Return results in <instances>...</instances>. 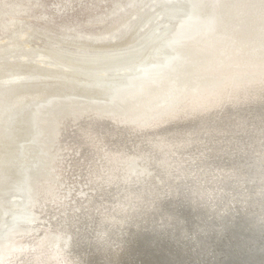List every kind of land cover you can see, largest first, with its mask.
<instances>
[{"label":"bare ground","instance_id":"6f19581e","mask_svg":"<svg viewBox=\"0 0 264 264\" xmlns=\"http://www.w3.org/2000/svg\"><path fill=\"white\" fill-rule=\"evenodd\" d=\"M191 3L194 17L175 35L177 60L165 52L161 68L150 65L145 76L100 69L160 49L167 27L136 50L128 41L120 50L105 44L73 60L93 71L63 65L59 48L33 52L34 35L21 31L10 86L22 76L69 85L121 75L135 86L112 108L82 94L36 102H53L39 114L47 170L35 175L29 202L13 204L32 212L2 239L0 264H136L142 255L146 264H264V0ZM170 8L181 7L162 13ZM147 95L150 103L130 111L139 118L131 124L123 102ZM11 139L0 141L2 167ZM132 164L141 169L133 173Z\"/></svg>","mask_w":264,"mask_h":264},{"label":"rangeland","instance_id":"374dc122","mask_svg":"<svg viewBox=\"0 0 264 264\" xmlns=\"http://www.w3.org/2000/svg\"><path fill=\"white\" fill-rule=\"evenodd\" d=\"M131 1L137 0H0V45L3 48L2 52L8 51L13 54L11 56L0 55V70L3 71V66L10 65L8 70L0 75V91L11 87L5 82L6 78L10 75L13 68H17L16 61L21 60L22 49L20 48L22 47V40L19 38L21 31H26L28 36L34 35L30 41L35 47L33 52L39 53L43 51L48 54L50 48H59V51L64 53L63 65H75L81 71H93L91 68L79 65L73 60H76L82 52H103L104 49L100 46L105 44L112 46V49L120 50L124 48L121 43L128 41L127 46L132 47V51L136 50L139 46L135 44L140 43L147 33L152 30L158 33L167 27V20L161 19L162 9L165 8L167 3L161 4L159 7H153L152 1L144 0L141 3L143 1L141 0L136 2L133 7L130 6L131 8L126 7ZM191 6L194 10L192 3ZM119 8H121L122 13L111 17V14L115 13ZM137 14H140L138 20L135 17ZM193 14H195V10L191 17L183 16L182 20L184 22L178 27L182 26V24L185 25L186 21L194 17ZM118 34L119 38H121L119 41L118 37H116ZM9 40L15 41L13 48L8 44ZM137 54L138 51L133 53V56L135 57ZM131 62L132 60L130 59V61L121 64L135 65L139 61L136 60L134 64H129ZM121 64L107 65L100 70L105 72L106 67ZM132 71L128 72L132 74ZM61 74L62 72H59V75ZM75 79L80 82L79 78ZM81 81L84 82V80ZM155 91L159 93L160 89L158 86L155 87ZM152 97L147 95L134 101L123 102L124 107L122 105L120 109L123 110V114L127 113V119H132L130 120L132 121L131 124H136L139 118L133 113L130 114V111H133L134 107H138L135 110H139V106L143 104V107H145V104L150 103ZM11 98L13 97L8 98V100ZM16 98H18L17 100L22 99L20 93ZM0 100L2 101V98ZM1 101L0 141L12 138L10 125L14 124L4 111L9 105L8 102L3 103ZM94 102L91 100L89 104ZM13 103L16 105V102ZM35 105L36 102L33 106ZM114 105L120 106V103L117 101L116 103L112 104L110 102L108 104L110 108ZM3 111L6 116L3 115ZM140 169V167L137 168L132 164L133 173H137ZM16 186L17 181L11 177V174L4 167L0 166V254L3 248L6 247V243L2 239L8 233L19 230L16 220L19 222L21 219L17 216L23 213L20 209L14 208L13 204L16 202L22 204L29 202L25 189H21V193ZM15 188L17 190H14ZM10 210L12 213L8 215L7 212ZM68 239L67 244L70 243V238L68 237ZM55 242L57 243V240ZM18 244L14 245V247H17ZM56 246L59 248L58 245Z\"/></svg>","mask_w":264,"mask_h":264},{"label":"water","instance_id":"95a60500","mask_svg":"<svg viewBox=\"0 0 264 264\" xmlns=\"http://www.w3.org/2000/svg\"><path fill=\"white\" fill-rule=\"evenodd\" d=\"M140 1L141 0L131 1L128 3V5H126V7H133L136 2ZM148 1L153 2V7H159V5L166 3L167 7L168 5H180L181 7L177 9L170 8L161 15L162 20L167 19L169 22L165 33L162 35V37H160V42H162L161 48L159 49L157 46H154L153 48L149 49V51L142 53L141 56L145 55L144 58L139 62L135 63V65L121 64L115 66H108L106 67L105 72L113 73L117 72L118 70H122L123 72L134 70L137 72L142 71V75L145 76L148 70H150L147 68L148 66L156 64L152 67V69H156V67L161 68V65L158 66V64L164 58L163 56L165 52H169L173 55L175 54L174 60H177L178 56H176L177 47L175 35L177 33L179 24L182 22V19L186 16H192V13L194 11L191 6L192 0ZM143 2L144 0L141 3ZM130 3L132 4L130 5ZM119 13H122L121 8L117 9L115 13L111 14V17H113L115 14L118 15ZM135 17L136 20H138L140 14H137ZM116 37H118V41L119 39H121L119 38V34ZM134 62H131L129 64H134ZM168 64L171 65V62ZM165 67L168 68L170 66L166 65ZM144 69H146V72H144ZM22 78L24 77L22 76L17 79H14L9 89L7 88L0 91V99L2 98V101H0L3 103L8 102L9 104L4 109L5 114L8 115L9 120H12V123H14L10 125V133L11 135H13V137L8 143L7 147H5L4 149L6 151V154L4 155L3 153V159H5L4 161L1 160V162H3L2 165L4 166L5 170L8 171L11 174V177L17 181L16 187H18L17 189H19V192L22 193L21 189H27L26 197L28 199L29 197H31V183H33L35 175L42 174L45 172V170H47L45 162L48 156V150L46 148V143H44L43 141L44 133L42 132L39 119L41 115L40 111L47 107V105H52L53 102H51L52 99L45 102V104L47 103L45 107L42 106L44 104H40L38 107H36V105L33 106V104L39 101L40 99L48 98V96L54 94H57V99H64L62 98L64 94H70L77 98H79L80 94H82L83 96H87V98H96V100L108 99L113 104L117 102L119 98V92L123 93L133 89L135 86V82L132 83V80L124 82L123 80L125 79L121 75V77L110 79L109 82L107 81L103 84L102 82H99L95 84L74 83L67 85L62 84V82L61 84H56L54 81H50V83H47L46 80L42 79L41 81L39 80L38 82H33L32 84L29 83V85L28 83H21ZM12 86H14V88ZM17 86L23 88L18 89ZM40 89L42 90V93L40 95H35L32 97L25 96L20 100H17L18 98H16V96L19 95V93L21 92L28 93ZM10 97L13 98L8 100V98ZM68 98H71V96H68ZM13 102H16V105H14ZM32 108L33 110L35 108V111H32ZM4 111L3 115L6 116L4 114ZM32 154L33 156L30 157V155ZM17 189L15 188L14 190ZM28 208L29 207H23V209H20L23 214H19L18 216H16L18 218L20 217L21 220H24L25 217H29L30 214L28 212L32 211L30 208ZM11 213V210L7 212L8 215ZM17 224H19L18 220H16V225ZM212 259L214 260V258ZM216 259L217 258H215V261ZM252 262L253 261H251L250 264H253ZM136 264H146V257L142 255V257L138 259V262ZM254 264H258V261Z\"/></svg>","mask_w":264,"mask_h":264}]
</instances>
